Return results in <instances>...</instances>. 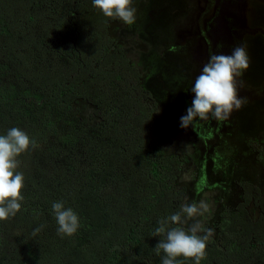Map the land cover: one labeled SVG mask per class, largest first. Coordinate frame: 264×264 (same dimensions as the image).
I'll list each match as a JSON object with an SVG mask.
<instances>
[{
    "label": "trees",
    "instance_id": "16d2710c",
    "mask_svg": "<svg viewBox=\"0 0 264 264\" xmlns=\"http://www.w3.org/2000/svg\"><path fill=\"white\" fill-rule=\"evenodd\" d=\"M106 22L93 0H0V135L16 127L37 145L17 158L24 200L0 221V264H162L166 255L156 254L154 231L181 207L180 163L155 144L154 104L102 33ZM79 100L95 107L92 126L79 119ZM250 188L219 213L201 264H264V203ZM54 202L78 216L72 237L58 234Z\"/></svg>",
    "mask_w": 264,
    "mask_h": 264
},
{
    "label": "rangeland",
    "instance_id": "374dc122",
    "mask_svg": "<svg viewBox=\"0 0 264 264\" xmlns=\"http://www.w3.org/2000/svg\"><path fill=\"white\" fill-rule=\"evenodd\" d=\"M132 6L137 9L134 24L106 17L102 33L123 49L138 72L137 85L149 92L154 104L150 134L164 156L180 163L174 187L182 193L181 206L206 202L208 209L198 219L214 230L222 210L243 203L244 190L257 187L264 203V0H133ZM182 7L187 15L180 23L172 12ZM237 13L233 23L227 21ZM236 44L249 57V68L236 79L246 103L227 120H195L182 128L180 119L191 106V89L204 63L210 54H231ZM75 106L85 125L98 121L90 102L79 100ZM257 205L252 201L244 207L251 221L260 214ZM215 239L214 232L209 242Z\"/></svg>",
    "mask_w": 264,
    "mask_h": 264
},
{
    "label": "clouds",
    "instance_id": "9594fccd",
    "mask_svg": "<svg viewBox=\"0 0 264 264\" xmlns=\"http://www.w3.org/2000/svg\"><path fill=\"white\" fill-rule=\"evenodd\" d=\"M132 4L133 0H93L94 7L106 17L119 19L127 25L136 22L137 9ZM249 66V57L243 46H236L231 54H210L195 79L191 89L194 99L186 115L181 117L180 126L187 129L195 120L210 118L224 121L233 111L241 109L246 100L238 94L236 79ZM30 147H37L35 140H30L19 128L13 127L6 135H0V221H7L21 210L24 176L17 171L20 163L17 158ZM52 209L58 234L72 237L80 227L78 216L71 208H65L63 202H54ZM207 209L204 201L185 203L179 211L158 222L154 235L162 238L154 249L157 255L161 251L166 254L162 264H183L179 257L193 259L195 264L206 259L207 243L214 230L205 228L198 218L203 217ZM189 221L194 222L189 224ZM41 228L35 229L33 235Z\"/></svg>",
    "mask_w": 264,
    "mask_h": 264
},
{
    "label": "flooded vegetation",
    "instance_id": "af4514ba",
    "mask_svg": "<svg viewBox=\"0 0 264 264\" xmlns=\"http://www.w3.org/2000/svg\"><path fill=\"white\" fill-rule=\"evenodd\" d=\"M179 5H183V7H184V2H179L178 3ZM178 4H176V5H178ZM183 7L179 10V11H175V12H172V16H173V18L174 19H176V20H180V23L181 22H183V15H187V13L183 10ZM160 8H162V9H165L164 8V6H160ZM231 10H232V7L230 8V9H227V13L229 14V15H231ZM173 13H174V15H173ZM236 17H239V14L237 13V15L236 16H233L232 18H228L227 19V21L228 22H232L233 23V21L235 20V18ZM159 27H161V26H159ZM158 27V28H159ZM162 28V27H161ZM175 28L173 29V32H175ZM172 31V30H171ZM206 31H207V29H206ZM205 30L203 31L204 33H207ZM190 35V34H189ZM224 39V38H223ZM207 42L209 43V41L207 40V39H205V43H206V50H208V45H207ZM236 46H238L237 44H236ZM225 49V48H224ZM233 49V48H232ZM231 49V50H232ZM227 50V49H226ZM174 52V51H173ZM199 75V74H198Z\"/></svg>",
    "mask_w": 264,
    "mask_h": 264
},
{
    "label": "water",
    "instance_id": "95a60500",
    "mask_svg": "<svg viewBox=\"0 0 264 264\" xmlns=\"http://www.w3.org/2000/svg\"><path fill=\"white\" fill-rule=\"evenodd\" d=\"M223 9H224V7H222V9H221V10L223 11Z\"/></svg>",
    "mask_w": 264,
    "mask_h": 264
}]
</instances>
